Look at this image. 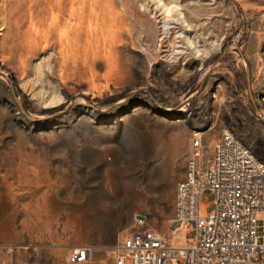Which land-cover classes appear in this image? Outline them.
<instances>
[{
    "label": "rangeland",
    "instance_id": "1",
    "mask_svg": "<svg viewBox=\"0 0 264 264\" xmlns=\"http://www.w3.org/2000/svg\"><path fill=\"white\" fill-rule=\"evenodd\" d=\"M177 6L166 31L158 0H0V258L67 264L124 231L170 236L194 131L206 161L227 129L264 160V0ZM48 189L82 202L78 219L22 231Z\"/></svg>",
    "mask_w": 264,
    "mask_h": 264
},
{
    "label": "built area",
    "instance_id": "2",
    "mask_svg": "<svg viewBox=\"0 0 264 264\" xmlns=\"http://www.w3.org/2000/svg\"><path fill=\"white\" fill-rule=\"evenodd\" d=\"M260 106L264 108V95ZM264 111V110H262ZM186 177L179 181L175 215L167 236L153 228L122 232L114 246H74L67 264H95L98 251H111L113 264H255L264 258V160L233 130H225L213 154L203 159L202 132L194 131ZM210 190L213 205L204 202ZM143 224V220H138ZM194 235L190 239L189 224ZM184 232L183 244L173 241ZM0 264H16L0 258ZM101 264H107L105 259Z\"/></svg>",
    "mask_w": 264,
    "mask_h": 264
},
{
    "label": "bare ground",
    "instance_id": "3",
    "mask_svg": "<svg viewBox=\"0 0 264 264\" xmlns=\"http://www.w3.org/2000/svg\"><path fill=\"white\" fill-rule=\"evenodd\" d=\"M179 2L180 0H172L169 3H166L164 0H158V8L162 11L163 15H165V25L163 28L166 31L169 30L168 26L171 25V22L177 20L176 14L182 17L180 13L181 10L179 6H177ZM190 44L196 49L194 43ZM97 202L98 200L96 201L93 199L92 204H97ZM81 204L82 202L75 201L72 195L69 194L66 195V197H61L59 193L53 192L52 189L43 192H35L34 197L22 206V231L35 232V234L36 231H49V227L56 223L61 217H66L75 221L78 219V207ZM173 241L177 245L183 244L184 232L182 230L177 232Z\"/></svg>",
    "mask_w": 264,
    "mask_h": 264
},
{
    "label": "water",
    "instance_id": "4",
    "mask_svg": "<svg viewBox=\"0 0 264 264\" xmlns=\"http://www.w3.org/2000/svg\"><path fill=\"white\" fill-rule=\"evenodd\" d=\"M140 219H143L144 217L143 216H139Z\"/></svg>",
    "mask_w": 264,
    "mask_h": 264
}]
</instances>
